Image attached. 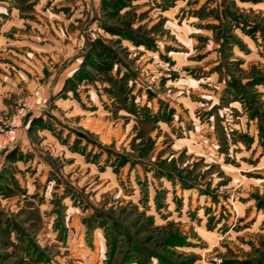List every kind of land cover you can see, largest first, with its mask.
Here are the masks:
<instances>
[{
	"label": "rangeland",
	"instance_id": "rangeland-1",
	"mask_svg": "<svg viewBox=\"0 0 264 264\" xmlns=\"http://www.w3.org/2000/svg\"><path fill=\"white\" fill-rule=\"evenodd\" d=\"M0 264H264V0H0Z\"/></svg>",
	"mask_w": 264,
	"mask_h": 264
},
{
	"label": "built area",
	"instance_id": "built-area-1",
	"mask_svg": "<svg viewBox=\"0 0 264 264\" xmlns=\"http://www.w3.org/2000/svg\"><path fill=\"white\" fill-rule=\"evenodd\" d=\"M41 95L36 91L29 102L23 103L16 109L15 114L12 115L10 121L7 122L6 129L0 137V151L5 150L16 138V133L21 124V119L26 114V108L40 103Z\"/></svg>",
	"mask_w": 264,
	"mask_h": 264
}]
</instances>
